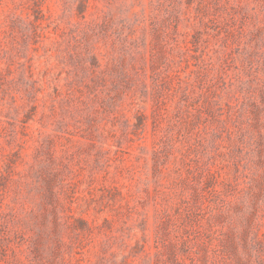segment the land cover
I'll use <instances>...</instances> for the list:
<instances>
[{"label": "rangeland", "instance_id": "1", "mask_svg": "<svg viewBox=\"0 0 264 264\" xmlns=\"http://www.w3.org/2000/svg\"><path fill=\"white\" fill-rule=\"evenodd\" d=\"M0 258L264 264V0H0Z\"/></svg>", "mask_w": 264, "mask_h": 264}, {"label": "trees", "instance_id": "2", "mask_svg": "<svg viewBox=\"0 0 264 264\" xmlns=\"http://www.w3.org/2000/svg\"><path fill=\"white\" fill-rule=\"evenodd\" d=\"M93 58H95V57L93 56ZM187 95L189 97H191V94L190 93H188ZM189 105H191V104L188 103L187 104V107H189ZM142 119H143V117L139 118V121H140L139 123H142ZM262 145L263 144H261V146ZM222 176L223 175H220V172L217 169H214L212 166H210V164H208V163L205 162L204 163V167L201 168V170H200V177H199V182L198 183H199V185L204 184L205 187L206 186H213V187H215V186H217V185H219V184H221V183L224 182L225 178L224 177H223L224 179L220 178ZM186 180H187L186 177L182 178V181L185 184H187ZM199 185H197V186H199ZM200 188L201 189L202 188L204 189V186L203 187H200ZM195 189H196V193L197 194H199V192H201V189H199L198 187H196ZM215 190L222 191L221 189L219 190L217 188H215ZM51 193L53 194V190H51ZM221 208L224 209L223 206ZM221 212L223 214V211H221ZM52 213L54 215L55 226L56 227H59L61 223L59 221L60 216H59V213L57 211V208L54 207L52 209ZM249 237H250L249 236V230L248 229H245L244 230V234H243V239L245 240V245L246 246L249 245ZM26 240L28 241V247H31L32 237H28V239H26ZM224 244H225V248L227 249V251H229V248L231 247L236 252L238 243L236 241V236L234 234H231L228 237H226V239L224 240ZM58 248H59V245H58ZM0 264H3V263H0Z\"/></svg>", "mask_w": 264, "mask_h": 264}]
</instances>
